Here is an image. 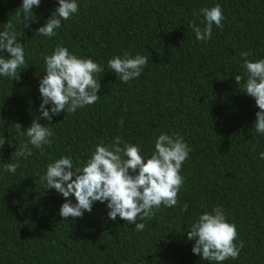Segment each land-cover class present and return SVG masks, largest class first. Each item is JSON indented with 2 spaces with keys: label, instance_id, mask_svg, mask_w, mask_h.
Masks as SVG:
<instances>
[{
  "label": "trees",
  "instance_id": "trees-1",
  "mask_svg": "<svg viewBox=\"0 0 264 264\" xmlns=\"http://www.w3.org/2000/svg\"><path fill=\"white\" fill-rule=\"evenodd\" d=\"M22 2L0 0V31L12 23L29 65L19 81L0 76V137L12 143L0 149V264H217L194 254L187 238L188 226L217 205L235 224L237 244L244 242L238 259L220 264H264V134L253 127L260 111L255 99L244 92L243 79L235 80L247 75L241 52L253 62L264 59V0H77L79 12L52 37L36 31L58 0H41L29 21L17 16ZM217 4L223 28L213 26L211 38L198 41L192 24L203 29L200 10ZM58 46L93 59L104 72L95 104L48 122L40 119L39 82L44 57ZM125 55L148 57L140 77L128 83L108 67ZM33 120L53 130L51 145L29 144L33 154L10 173L4 165L29 141L15 123L26 131ZM161 133L183 137L191 149L177 206L137 221L146 224L143 231L119 216L110 220L107 202H94L81 218L60 216L66 198L41 182L49 163L66 156L83 166L97 145L117 136L150 158Z\"/></svg>",
  "mask_w": 264,
  "mask_h": 264
},
{
  "label": "clouds",
  "instance_id": "clouds-1",
  "mask_svg": "<svg viewBox=\"0 0 264 264\" xmlns=\"http://www.w3.org/2000/svg\"><path fill=\"white\" fill-rule=\"evenodd\" d=\"M41 0H23L17 11V16L23 13L27 21L34 20L33 6L39 7ZM59 6L45 25L38 28L36 34L52 37L61 28L62 21H68L79 12L77 0H58ZM205 20L201 29L195 23L192 30L198 41L207 42L213 31V26L223 28L225 19L219 4L200 10ZM29 27L28 22L25 28ZM6 52L10 55L5 56ZM249 52H241L245 57L244 69L246 79L235 76L239 85L244 80V92L255 99L260 111L256 112L254 129L264 134V59L248 60ZM24 45L18 39L12 23H7L4 31H0V76L20 80V72L29 67L26 61ZM46 72L39 82V92L42 97L39 111L40 119L51 122L54 116L62 112H76L86 105H93L99 99L101 90L99 79L104 68L91 58H80L72 54L68 48L58 46L51 55L44 57ZM148 64V57L125 55L115 56L108 61V67L128 83L139 78ZM46 105H51L46 108ZM126 110V106H125ZM123 127V119L120 121ZM18 135L29 138L27 143L16 148L12 154L13 162L4 165L6 171L15 173L20 167L19 160L27 159L32 148L43 149L51 145L53 130L39 121L33 120L31 126L22 131V125L15 123ZM10 140L0 137V149ZM123 145V147H121ZM191 149L183 137L161 133L155 141V150L150 158L141 153L138 145L130 144L117 136L111 145H97L91 158L79 166L70 157H61L47 165L46 174L41 182L45 189H55L66 198L60 208L62 218H81L84 212H92L94 202L106 203L108 217L115 221L117 216L134 224L137 231H143L145 219H152L161 206L172 208L178 205L184 178L180 174L183 163L189 158ZM264 159V152L260 154ZM75 198V203L70 197ZM188 205L182 206L187 211ZM187 238L194 241L192 252L201 255L209 262L226 261L229 258L238 259L244 246L241 240L237 244L238 230L235 224L228 222L224 209L217 205L210 212H205L188 226Z\"/></svg>",
  "mask_w": 264,
  "mask_h": 264
}]
</instances>
